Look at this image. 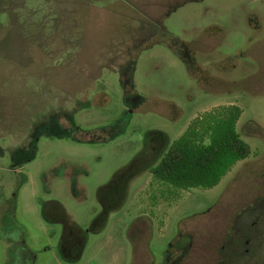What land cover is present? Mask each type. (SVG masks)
Masks as SVG:
<instances>
[{"label":"rangeland","instance_id":"1","mask_svg":"<svg viewBox=\"0 0 264 264\" xmlns=\"http://www.w3.org/2000/svg\"><path fill=\"white\" fill-rule=\"evenodd\" d=\"M227 104L242 109L237 131L251 154L210 189L140 173L71 264H147L146 250L132 255L131 229L150 233L138 248L161 260L179 228L185 242L193 234L186 264H215L231 218L264 200V0H0V264L14 262L17 238L36 264H68L62 222H46L43 204L60 202L87 229L100 187L150 131L171 143ZM249 264H264V249Z\"/></svg>","mask_w":264,"mask_h":264},{"label":"trees","instance_id":"2","mask_svg":"<svg viewBox=\"0 0 264 264\" xmlns=\"http://www.w3.org/2000/svg\"><path fill=\"white\" fill-rule=\"evenodd\" d=\"M241 115L242 109L236 104L217 106L195 118L184 133L171 143L166 133L159 130L150 131L146 137L144 151L128 166L118 170L110 182L100 187L98 199L102 212L99 217L106 223L110 213L122 207L129 183L145 170H150L155 180L175 189H210L217 186L233 166L251 154L250 145L237 131ZM76 129L79 128L76 126ZM100 130L106 133L109 126ZM109 137L112 135L95 133L89 139L108 140ZM157 148H160L159 160H148V151ZM49 207L60 211L65 226L78 228L58 201L44 203L42 216L46 221L54 222L47 214ZM85 244L86 240L82 247Z\"/></svg>","mask_w":264,"mask_h":264},{"label":"flooded vegetation","instance_id":"3","mask_svg":"<svg viewBox=\"0 0 264 264\" xmlns=\"http://www.w3.org/2000/svg\"><path fill=\"white\" fill-rule=\"evenodd\" d=\"M259 201H257L259 203L249 204V206L231 218L232 228L228 230V235L223 239L215 264H232L229 261L231 256L237 259L243 258L241 264H249L255 260L257 253H262V249H264V208H260V206L264 200ZM55 212L56 209L49 207L47 214L54 222L44 220L49 223L62 222L63 232L57 250L59 256L68 264L75 263L81 258L80 254L82 255V253L80 251L84 250L86 246L85 244L82 247L83 242L86 240L87 243L91 235H99L103 232L107 227L110 215L113 213H110L106 223H104V220L99 217L102 212L101 205L100 213L87 229H83L79 226L78 228L65 226L61 220V213L56 217L57 213ZM138 219L142 220L143 217H138ZM131 231H133L134 235V237H130V240L132 243V255L135 260L139 251L146 250L149 256L147 257V264H186L188 250L193 245V234H189V241L185 242L184 235L187 236V234H184L183 230L179 228V233L169 241L161 260H158L150 249L140 250L137 245L136 239L142 240L148 237L150 233L147 234L146 230L134 231L131 229ZM128 235H131V232ZM240 235L241 239L239 238ZM242 245L243 247L245 246L244 250H242ZM14 246L16 258L12 264H36V255L33 250L27 247L23 238L15 239Z\"/></svg>","mask_w":264,"mask_h":264}]
</instances>
